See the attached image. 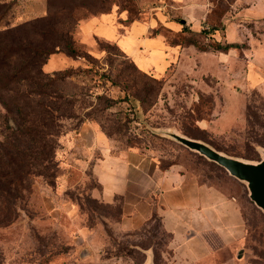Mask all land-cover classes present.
Listing matches in <instances>:
<instances>
[{
    "label": "rangeland",
    "instance_id": "rangeland-1",
    "mask_svg": "<svg viewBox=\"0 0 264 264\" xmlns=\"http://www.w3.org/2000/svg\"><path fill=\"white\" fill-rule=\"evenodd\" d=\"M211 1V11L200 19L184 14L172 0H0V87L5 75L31 65L28 78H53L51 97L42 102L72 116L60 120L62 135L54 139L52 161L12 164L14 149H0V264H146L149 254L153 264H264V213L250 201L246 186L161 135L175 132L250 162L262 158L264 16L243 20L231 0ZM111 8L128 21L153 19L149 35L166 45L165 75L157 67L141 71L122 48L84 34L86 20ZM158 9L178 30L160 22ZM182 26L202 34L182 33ZM188 40L239 46L201 52ZM26 44L53 54L32 60L30 50L16 48ZM25 83L16 96L0 93L10 107L7 112L0 104V142L16 129L15 113L25 115L36 106L35 99L26 98ZM94 135L108 148L102 150ZM18 147L34 148L25 138ZM104 151L114 156L133 151L155 160L160 170L178 166L192 173L232 201L243 221L242 239L201 256L183 233L175 238L167 232L155 212L136 228L127 227L124 210L132 209L124 207L123 198L104 202L93 173ZM7 152L14 154L10 160Z\"/></svg>",
    "mask_w": 264,
    "mask_h": 264
},
{
    "label": "crops",
    "instance_id": "crops-1",
    "mask_svg": "<svg viewBox=\"0 0 264 264\" xmlns=\"http://www.w3.org/2000/svg\"><path fill=\"white\" fill-rule=\"evenodd\" d=\"M231 1L235 16L243 20L257 21L264 16V0ZM172 2L189 17L194 13L202 15L200 19L208 15L212 6L211 0ZM157 11V17L167 29L178 30L173 22L166 23L162 13L159 15L160 9ZM126 19L124 13L113 8L86 20L82 30L85 35L117 44L141 71L157 67L156 70L165 75L170 68L166 45L161 37L149 35L154 27L153 19L125 26L122 23ZM232 29L230 24L229 30ZM94 136L102 150L108 148L101 135ZM102 153V159L93 166L94 176L101 186V199L106 203L124 199V207L132 209L130 214L124 210L123 224L127 227L136 228L155 212L161 216L167 232L173 233L175 238L182 237L183 233L186 244L197 246L192 252L201 256L212 255L216 245L230 246L242 239L243 221L232 201L207 189L192 173L178 166L160 170L155 160L133 151L119 156Z\"/></svg>",
    "mask_w": 264,
    "mask_h": 264
},
{
    "label": "trees",
    "instance_id": "trees-1",
    "mask_svg": "<svg viewBox=\"0 0 264 264\" xmlns=\"http://www.w3.org/2000/svg\"><path fill=\"white\" fill-rule=\"evenodd\" d=\"M112 8L109 10L111 11ZM137 21V20H134ZM128 21V18L125 21V26L134 22ZM169 21H174L170 19ZM182 33H191L193 35L201 36L202 33H192L189 29H186L185 26H182ZM113 43V42H112ZM115 44V43H113ZM187 44L196 47L201 52H215V51H228L230 48L238 47V44L233 43H224L221 44L219 41L212 40L211 43L205 44L200 43L196 40H188ZM117 48L119 46L115 44ZM18 50H30L31 51V59L35 60L36 57H45V59L53 54L50 50H41L37 47H33L32 44H26L23 46H17ZM70 53L72 55H76L77 53L74 49H70ZM3 53L0 52V61L2 59ZM32 60H29V63H32ZM132 62V61H131ZM133 63V62H132ZM31 65H26L23 69L16 70L11 75H5V84L0 87L1 92H12L15 96L18 94V89L20 87V82H26L25 87L27 88L26 98L29 100L35 99L37 102L35 103V108L32 111H29L27 114L23 115L21 112L15 113L16 117L13 118L14 124H16V129H10L11 132L8 136L5 137L3 142H0V149L12 148L14 149L15 158L11 161L15 163H21L24 161L25 166H30V164H35V162L39 161L42 165V162L49 160L52 161L54 159V139L58 136L62 135L63 126L60 124V120L62 118L70 119L72 116L70 114L64 112L66 109H62V106L57 108H51L48 105H45L42 101L50 95V88L53 78L44 77L43 82H36L32 78L29 77L28 69ZM169 70V69H168ZM166 71V73L168 72ZM140 72V71H139ZM144 74L143 72H141ZM165 73V74H166ZM23 76V77H20ZM35 79H38L36 77ZM158 80V79H153ZM7 83V84H6ZM57 99L61 100L65 106H70V101L66 100L64 96L59 95ZM0 104L4 106L7 112H10V107L8 108L7 103L2 99L0 95ZM63 105V106H64ZM8 108V109H7ZM19 109V108H18ZM57 114V115H56ZM23 138L27 139L28 143L32 145L34 148H30L28 152L21 151L18 146L23 142ZM11 150V149H8ZM7 158L10 160L11 154L7 152L5 154ZM3 155V156H5ZM10 163H8L9 165ZM13 164V163H12ZM10 166V165H9Z\"/></svg>",
    "mask_w": 264,
    "mask_h": 264
},
{
    "label": "water",
    "instance_id": "water-1",
    "mask_svg": "<svg viewBox=\"0 0 264 264\" xmlns=\"http://www.w3.org/2000/svg\"><path fill=\"white\" fill-rule=\"evenodd\" d=\"M161 135L219 166L231 178L245 185L250 201L264 213V150H261L262 158L258 162H250L224 154L202 141L175 132L162 131ZM148 257L146 264H153L152 256L149 254Z\"/></svg>",
    "mask_w": 264,
    "mask_h": 264
}]
</instances>
